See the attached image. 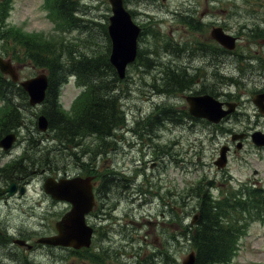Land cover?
Segmentation results:
<instances>
[{
    "label": "rangeland",
    "instance_id": "rangeland-1",
    "mask_svg": "<svg viewBox=\"0 0 264 264\" xmlns=\"http://www.w3.org/2000/svg\"><path fill=\"white\" fill-rule=\"evenodd\" d=\"M87 1L90 7H82V11L89 13L94 22L91 23L93 48H98V45L103 48L107 43V36L99 24L107 23L109 15V11H107L108 0ZM175 1L171 0V2ZM196 1L199 9L196 19H200L199 16L204 14L200 19L202 25L214 20L235 24L234 19L227 18V13L219 10L213 11L211 0ZM223 1L224 3L239 4L240 0ZM4 2L7 6L10 4V10L8 9L5 25L0 24V29L8 27L11 30L26 31L25 33L33 32L41 34L46 39L51 37L56 39V36H59L73 40L82 35L80 31L64 32L54 29L53 23L46 15V10L42 7L43 0H0V4ZM193 5H196L195 1ZM217 7L226 8L224 5ZM210 14H215L213 21H209L210 18L208 19ZM136 22L138 24L142 22L146 28L152 27L160 34L168 35L177 44L184 40L195 39L198 42L191 46L193 53L205 46L207 41L211 39L210 29L203 32L198 31L195 27L184 30L182 24H179L180 22L178 23L170 18L157 20V23L153 26L148 25V21L144 19L136 20ZM0 41H2L1 38ZM153 41L152 32L149 31L148 34L145 33L139 38V48L150 51L153 49ZM257 44L259 43L255 38L248 40L245 35L238 46L242 47L241 52L247 53L248 50L250 52L256 50ZM244 45L247 48L245 50ZM5 48L10 49L9 44ZM223 57L226 56L223 55ZM6 58L10 59L9 57ZM156 59L158 61L151 68L130 65L127 69V79L120 83V88L124 92L120 99V107L124 112V124L114 131L115 133L108 138L109 142L105 146H101L103 151L100 156L103 157L96 161V165L105 172H112L128 179L129 191H124V187H112L111 192L115 193V196H109L111 200L108 201L107 205H103L101 209L105 216L102 215L104 217L100 221L94 213L88 217V223L98 227L101 226L99 238H102V240H98L99 242L92 240L89 251L91 248L95 249L96 246L100 247L99 245H101L102 248L110 247L109 250L112 253L110 259L105 261L102 259L100 263L91 264H120L125 261L131 263V258L136 252L140 254L138 259L142 261V264H147L148 260L151 259V253L156 251V248L172 253L180 264L181 260L191 250L186 237L181 236L185 235L183 226L190 223L194 213L188 214V212L195 202L197 203V198L193 194L186 195L190 191V187L195 186L200 181H203L201 183L205 185L208 181H211L212 184L214 182L215 188L213 187L209 192L211 196L214 195L215 197L220 196V188L224 191L228 188H238L239 184L244 183H251L264 189V149L254 146L250 140L244 142L242 149L235 148L237 152H233L231 156L228 155V166L225 169L217 170L212 164V159L218 154L222 143L229 139L230 132L228 128H234L236 129L234 132H238L239 129L250 122L253 126H260L259 129L264 131V119L255 116L254 105L245 99L248 94L252 97L253 93L251 94V92L254 87L262 85L256 84L257 81L251 79L247 83L248 85L243 86L241 89H235V86H232L230 92L237 91L236 93H239L240 96L246 94L244 96L245 104L239 109L241 114L236 112L239 115H235L228 123H224V126L218 124L205 125L184 113L187 111V107L183 95L187 94L189 90L184 91L183 86L181 89L172 90L171 92L162 91V86L156 82L160 79L163 67L174 65L187 67L188 59L185 54L181 52L178 54L159 52ZM201 63L202 60H198L197 63L189 66L187 70L188 73L196 75V82L192 86L184 83L186 88H193L192 91L202 86L203 79L201 77L205 78L207 72L209 76L211 74L210 67L202 66ZM13 64L20 79L29 78L40 72L28 62L24 64L13 62ZM152 64L153 62L150 61L149 65ZM196 65L202 68L199 72L201 76L196 70ZM227 68H229V64L225 62V66L219 68L221 74L226 75L229 73ZM242 70L244 73L248 72V75L251 71L247 67ZM232 71L235 74L238 73L236 69H232ZM186 75L185 72L183 80H185ZM156 76H159L158 79ZM229 86L230 84L226 85L225 83L222 86L213 77L214 92L220 91L221 94L222 91H227ZM79 92L80 88L76 86L74 80L69 79L61 89V105L68 108ZM219 96L221 97V95ZM161 109H172L173 113L169 112V116H162L155 126L145 125L143 127L142 122L160 112ZM36 110H38L37 107H30L25 110L24 120L30 122L34 118ZM31 128L33 129V127ZM37 133L39 132L33 131L34 136ZM26 136L27 132L23 128L11 153L0 152V166L9 162L13 156L22 155L23 150H27ZM42 136L50 137V133L47 131ZM43 140L42 146L51 147L55 144L51 139L48 142L46 138ZM85 140L86 142L82 139L85 145L88 143L94 144L97 138L91 136ZM52 148V154L57 156L53 159L56 161L59 160L58 158L63 159V162L57 166V171L59 170V173L73 171L75 163L78 161L74 151L75 147L72 151L59 150L56 146ZM79 151L82 154L84 150L81 151V148H79ZM27 157L30 158V155ZM79 161L83 163V160ZM90 165L91 162L88 163V167ZM41 168L47 172L51 171V168L47 166ZM77 171L92 174L97 170L92 169L86 172V167H81ZM161 197L168 202L167 206L163 205ZM41 207L46 208V203H43ZM0 211L1 226H7L10 221H13L17 225L12 227L11 232L22 231L24 234H32V238L35 239L37 235L55 232V221L64 213L65 207L61 203L55 204L45 214H42L41 219H39L40 206L31 202L17 209H12L11 204H9L1 208ZM97 213H100L99 210H97ZM148 220H154V223ZM21 221L25 222L23 226L19 225ZM147 221L149 225L142 226ZM168 222V231L160 240L162 246L158 247V243L154 241V238L167 227ZM145 233H147L146 238L144 237ZM176 235L180 236V240L176 238ZM167 239L169 241L172 239L173 242L169 243V241H166ZM21 252L28 254L24 250H21ZM1 253L3 251L0 247V255ZM147 254H149V257L146 259ZM31 259L37 260V263L40 264L90 263L88 259L73 255L70 250L60 247L43 248L36 251ZM0 264L4 263L0 261ZM226 264H264V220L250 222L246 234L238 241L236 253Z\"/></svg>",
    "mask_w": 264,
    "mask_h": 264
},
{
    "label": "trees",
    "instance_id": "trees-1",
    "mask_svg": "<svg viewBox=\"0 0 264 264\" xmlns=\"http://www.w3.org/2000/svg\"><path fill=\"white\" fill-rule=\"evenodd\" d=\"M51 3L55 13L61 17V20L57 21L67 29H80L83 33L81 36L73 40L59 36H56V39L52 37L46 39L37 33H25L8 27L0 29L2 40L0 54L9 57L17 64L28 62L36 69L44 70L48 79L45 98L38 111L34 112V118L28 122L23 116L24 111L30 108L27 93L18 82H13L9 76L0 71V101L2 103L0 138L10 131L25 129L28 146L17 162L19 164L24 162L23 172L26 174L31 168L38 169L45 166L51 168L52 164L59 166L63 162L60 158L58 161L53 159L57 156L52 154V147L72 151L73 147L82 142V139L86 142L87 137L95 136L97 141L94 144L80 146L81 151L85 149L89 155H92L90 156L92 159L93 155L101 151V146L109 142L108 138L115 133L114 131L124 124V112L119 103L122 81L118 79L108 61V38L105 49L99 47L100 45L98 48H93L91 23L94 22L72 17L71 9H74V6H71L70 0H51ZM8 7L6 2L0 4L1 25H5ZM99 25L107 36L106 24ZM154 37L161 39L156 33ZM8 44L10 49L5 48ZM156 55L139 50L138 65L151 68L158 61L155 59ZM150 61L153 62L152 65H149ZM171 67H163L161 76H156L157 79L160 78L156 82L162 86V91L179 90L185 86L184 83L188 84L192 80L191 78L183 80L185 68L182 66ZM69 75H73L77 83L84 86L85 90L76 97L70 108L65 110L62 108L59 97L61 86L67 81ZM208 92L211 93V89H208ZM169 112L173 113V110L161 109L160 112L143 121V127L157 125L162 116H169ZM41 113L48 120L47 131L50 137L40 138L38 133L37 136L33 134V131H38L35 118ZM45 138L47 142L51 139L55 144L51 147L42 146ZM28 155L30 158L27 157ZM92 166L90 165V168ZM17 173L19 170H15L10 165L0 167L1 178L12 180L13 177H17ZM113 178L111 176L104 179L103 194L106 195L99 194L102 198L108 195L112 187L120 188L118 181L112 180ZM118 180L122 181V187L127 184L123 178ZM201 182L203 181L190 187V191L186 194H193L197 198L195 204L198 218L194 225H186L183 233L190 247L195 251L194 264H225L236 253L238 241L246 233L250 222L264 220V189L251 183H244L238 188H228L224 191L220 188V196L215 197L209 192L210 189L215 188L214 182L212 184L208 181L206 185ZM100 190L99 187L98 191ZM97 238L95 242L102 240L99 235ZM0 243H2L1 240ZM99 246L95 249L91 248L90 251L89 248L71 251L78 257L88 259L89 264L110 259L112 253L109 248ZM167 254L166 250L161 252L160 258L163 261L160 263L176 264L175 259Z\"/></svg>",
    "mask_w": 264,
    "mask_h": 264
},
{
    "label": "flooded vegetation",
    "instance_id": "flooded-vegetation-1",
    "mask_svg": "<svg viewBox=\"0 0 264 264\" xmlns=\"http://www.w3.org/2000/svg\"><path fill=\"white\" fill-rule=\"evenodd\" d=\"M124 5L129 8L131 15L134 18L140 19L144 17H149L152 15L156 18H170L171 20L180 22L179 24H182V27H184V30L188 28H196L198 31L203 32L218 26L223 29L224 32L227 34H230L231 36L235 37L236 39V47L233 50H226L224 48H221L222 50V57H213V47L214 49H217L219 45L213 38L211 37L210 41H207V44L205 46H202L197 50L195 53L192 52L191 46L197 43L198 41H195V39H188L184 40L181 43L178 44V49H180V52L182 54H185L186 58L188 59L187 67L182 65L183 68H185V72L187 73L186 78H193L191 82L196 81V75L188 73L187 70L189 66L192 64L197 63L198 60H202V66H208L211 69L210 76L206 73V76L204 78L205 84H207L211 90L213 91V67L216 71H218L221 74L220 68L221 66H225V62H228L229 73L226 75L221 74L222 76L218 78L221 85L224 83L226 85H229L227 87V91H222L220 94V91L218 92L219 98L222 101H230L235 104L234 112L227 115L224 119L221 120V122L218 125L224 126V123H228L235 115L241 114L239 112V109L242 108L245 104V99L251 102V96L248 94H240L230 92V88L232 86H235V89L238 88L237 86H246L247 83L253 79L256 82V84H261L260 87H254L253 94L256 92H264V0H238L239 4L236 3H224L223 0H211L213 5V11L219 10L223 13H227V18L234 19L235 24H229L224 23L222 20L217 22L213 21V16L215 14H210L208 16V19L210 18L208 24L202 25L201 24V16L204 14H201L199 16L200 19H196L197 14L199 12V9L197 7V1L196 0H176L175 2H171V0H123ZM195 1L196 5H193V2ZM229 1V0H228ZM226 6V8L223 7H217V6ZM107 11L109 9L107 8ZM72 12V9H71ZM207 19V20H208ZM217 19V18H216ZM247 36L248 40H252L255 38V40L259 43L256 45V50L247 53L241 52L240 46H238V43L241 42V40ZM261 48L260 50H258ZM168 53L176 54V51H173L172 49L168 48ZM202 49V50H200ZM247 49L244 45V50ZM200 55H197V54ZM203 54V55H202ZM225 55L226 57H223ZM214 59V60H213ZM198 74H200L199 70L201 67L195 66ZM247 67L250 69V73L248 75L247 73L243 72V68ZM232 69L238 70V73L235 74ZM184 72V73H185ZM184 75V74H183ZM257 76V77H255ZM210 80V81H209ZM209 81V82H208ZM189 85H193L190 83ZM222 88V87H221ZM193 88H190L188 93L183 95L184 99H186V95L188 94H202L206 93L202 91V86L197 90L199 92L192 91ZM229 90V91H228ZM186 91V90H184ZM251 93V94H252ZM229 94H231L229 96ZM252 94V95H253ZM245 96V99H244ZM186 101V100H185ZM254 107V106H253ZM239 114H237V113ZM254 114L259 119H264V112H259L257 108L254 107ZM196 121L201 122L205 125L209 124L204 119H196ZM213 126V124H210ZM260 126H253V124L249 123L243 128L239 129V133H243L244 137L241 140V148L244 145L245 141H249L248 134L250 131L258 128ZM236 129L234 128H228L229 134L233 133ZM229 146V151L227 155H230L233 152H237L235 150L236 148V142L227 139L224 143ZM83 145V141L78 144L74 149L76 153V160H78L75 163V169L73 171L68 172H62L59 173L56 171L57 165L55 166L52 164L50 175L54 177L55 179L60 178H66V179H73V178H82L90 176L88 173H83L81 171H77V169H80L81 167H86V171L88 170V161L90 160V156L87 150L84 149V151H79L80 146ZM14 145L7 151H3L0 149L1 153H8L10 154L13 150ZM102 153H99L97 158L100 159L103 156H100ZM217 156V155H216ZM215 156V157H216ZM21 158V155L13 156L9 162L4 164V167H7L8 165L14 167L15 170H19V173H17V177H13L12 180H8L6 178L0 177V209L8 206L11 204L12 209L21 208L23 205H26L28 203L38 204L40 206L41 214L39 216V219H41L42 214H45L49 208H52L55 206V204L61 203L64 205L65 210L69 208V205L65 202L58 201L56 199L51 198L49 195L43 192L42 190V184H43V170L41 168H31L29 173L23 172V166L24 162L19 164L17 160ZM230 158V157H229ZM79 160H83V163H80ZM213 164V159H212ZM1 167V166H0ZM22 167V168H21ZM18 168V169H17ZM39 170V171H38ZM56 171V172H55ZM100 171V178L97 180L95 178L96 175H93V178L91 180L93 184V189L96 191L97 186H100V192L102 195L104 192V179L106 177L113 176V180H117L116 174L113 173H106L104 170L99 168ZM110 179V178H109ZM111 180V179H110ZM9 185H11L12 193L9 194V190H5ZM14 187V188H13ZM106 188V186H105ZM112 190V189H111ZM96 193V192H95ZM112 193V192H111ZM109 197H105L103 199L105 205L108 201ZM43 202L46 203V208H42ZM33 208V207H32ZM193 209H191L189 213L192 212ZM1 214V211H0ZM168 219V218H167ZM153 222V221H152ZM2 221L0 220V240H2V243L0 244V247L2 248L3 244L5 243L6 238H10V243L5 246V248L2 249L3 253H1L0 258L4 261H7V264H40L37 263V260L31 259V257H34V253L36 251H40L43 248H47L44 245H41L40 243H37V239L41 236H38L32 238V234H24L22 231L13 233L11 232V229L14 225H17L13 221H10L9 224L6 226H1ZM25 222L21 221L19 225H24ZM149 225V222H147ZM154 223V222H153ZM166 228H164L161 233L158 234L157 237L154 238L155 241H157V246H162L160 243V240L163 238V235L165 234ZM35 234V233H34ZM147 234V233H145ZM146 238V236H145ZM176 238L180 240V237L176 235ZM17 239H23L27 241L30 244V247L28 245H19L16 242ZM34 239V240H33ZM169 241L168 239L166 240ZM171 240L169 241V243ZM21 250H24V252L28 253H22ZM154 261L156 264H161L160 261V255L159 253H155ZM133 264H142L138 260H134ZM149 264V262H147Z\"/></svg>",
    "mask_w": 264,
    "mask_h": 264
},
{
    "label": "water",
    "instance_id": "water-1",
    "mask_svg": "<svg viewBox=\"0 0 264 264\" xmlns=\"http://www.w3.org/2000/svg\"><path fill=\"white\" fill-rule=\"evenodd\" d=\"M112 14L109 17L107 32L111 40V52L109 55L110 63L115 67L120 77L124 76L125 67L132 62L136 56L137 38L140 28L133 22L131 14L125 9L123 0H109ZM212 36L227 48L233 47V39L222 33L220 28L212 30ZM0 70L9 74L13 81L18 79L15 68L8 59L0 56ZM21 86L29 94V103L35 105L40 103L45 96L47 79L45 74H39L30 79L24 80ZM189 103V112L195 117H204L211 122H218L223 116L228 114L232 109V104H227L228 109H223V103L209 94L199 96H190L187 98ZM264 112V94H257L253 100ZM37 127L40 131H45L48 127V120L45 115H40L37 119ZM242 134L232 136L233 140L239 139ZM13 133L6 134L0 139V147L7 149L14 141ZM252 142L258 146L264 145V133L254 131L251 134ZM240 147V144L237 145ZM226 146L220 149V156L215 164L218 167L224 166L226 162ZM49 177L45 181V191L52 197L68 201L71 208L65 212L56 222L57 234L44 236L39 242L70 246L73 248L87 247L90 245L93 228L87 225L85 214L88 213L94 205V197L90 184V178H74L70 180H60L54 182ZM12 191L11 185L8 187ZM195 255L191 252L182 261V264H194Z\"/></svg>",
    "mask_w": 264,
    "mask_h": 264
}]
</instances>
